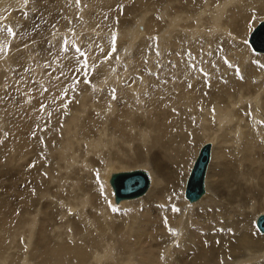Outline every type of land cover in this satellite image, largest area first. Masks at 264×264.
<instances>
[{
	"label": "bare ground",
	"instance_id": "6f19581e",
	"mask_svg": "<svg viewBox=\"0 0 264 264\" xmlns=\"http://www.w3.org/2000/svg\"><path fill=\"white\" fill-rule=\"evenodd\" d=\"M6 1L9 0L0 1V13H2L1 6L4 5L5 7L7 5L4 4ZM10 1L11 3H15L20 0ZM23 1L27 3L30 1L29 4H31V0ZM90 1L91 4L90 2H85L84 0V2L87 3L86 13H88L86 22H91L92 20V5H94L93 7L100 8H96L95 14L101 16L103 11H106L108 7H111L109 5L110 2L114 4V6H117L119 2V0ZM225 1L227 2V0ZM236 1L238 0H234L233 3ZM66 2L67 0H61L59 5L61 8L59 10L64 11L63 4ZM74 3L75 10H73L74 8L72 7ZM221 3L222 1L217 4L216 8L214 7L215 14H211L212 20H215L216 23L220 20L218 14L220 16L221 10H224V7L221 8L220 6L222 5ZM69 4H66L67 6L69 5V7H67L68 9L65 11L68 13H63L64 15L59 16L61 11H58V13L53 15L55 17L52 16L53 18H59L60 20L63 18V25H65L66 21L71 22V17H74L77 13L79 15L82 14L81 8L76 6V0H71ZM119 4V9L112 10L113 14L111 21L113 24L114 16L123 13L124 9H121V7L126 9L128 1L119 2ZM218 6L221 9H218ZM55 10L58 9L55 8ZM38 11H40L42 15L47 14L46 9L41 4ZM116 12L119 13L116 14ZM143 15L144 16L142 18L144 19L146 14ZM179 17L180 16H177L176 20ZM17 18L19 19L20 16ZM42 19L43 18L41 17V20ZM45 21L46 20L44 19V21L40 22L41 25H38L36 29H43V26L47 25ZM90 24L92 25L90 27L92 31L95 32L103 30V33H99L98 35L96 32L97 37H93L88 46L82 47L85 54L89 56V61L92 62L90 63V66H95L97 70H94V73L91 72L92 86L85 85V81L80 82L78 85V87L85 88L81 96L67 101V99L70 98L69 93L71 94L73 92V85H77L74 80L79 77V70H84L85 67H79L82 66L83 61L76 58L75 54L78 55V53H76L71 46H69V53L63 52V47L65 46L62 45V42H60V45H53L50 48L40 46L37 48L38 50L34 52L37 54L29 55L28 62L31 68H28V70H31L29 73L25 72L26 67L22 66V64L19 66L18 70L24 74L23 81H28L27 89L18 87L22 83H20L16 75L15 79L14 77L10 78L13 83H15L14 87L11 85L12 82L9 83L5 81V78L8 74H10V67L6 69L4 75H0L1 179H4L7 174L8 176L5 179L9 178L11 181L12 177L17 178L16 170L21 166V162L25 160L24 157L30 155L26 148H29L34 152L37 148H40V145H44L42 141L43 137L40 136L38 139L37 137L33 138L32 133L36 129L39 131L40 127H38V123L44 122V117L46 115H48V118L53 121H56L58 116L61 117L63 115L66 117V119L62 120V138L59 140L58 144L53 146L52 149L54 157L47 158L43 155L40 158L36 155V153H34V159L30 163H26L22 169H20V174L23 178L19 177L18 179H23L28 184H32L35 179L37 184L38 182L42 184L47 182L45 183L46 188L43 189L44 185H42L40 187V193H38L39 198H41L44 202L43 206L35 205L34 195L32 192H26L24 196H20V202L17 203V206L14 209H11L9 205L6 206L9 208H6L0 203V249L2 248L3 250L0 253V264H246L250 263L252 260L254 261L250 264H264L262 261L264 258V237H258L256 234H253L249 229L250 227L245 230L242 229L243 219L239 220L234 213L226 211L225 209H215L213 206L214 204L212 205L208 203H212L209 197L205 196L201 199L207 190H205L204 194L198 200L194 201L193 199L199 196L197 195L198 193L200 194L203 192V176L201 181L199 172L203 163V151L206 148L205 146L210 145L211 159L205 177V189H207L206 179L208 177L207 174L211 160L213 159L211 142H207L199 147L200 149L197 153V157L195 158L185 185L184 195L189 203L184 201L175 203V205H180L181 209V212L177 217L173 216L174 214L171 208L173 199L163 197L162 193L165 191L164 189L166 187L164 183H162L164 175L163 172L162 174H158L161 164L158 163L156 158H154L151 153L153 148L151 144H153L154 141L162 142V140L157 139L160 135L154 133V131L159 128L157 125L162 128L164 127L162 123L158 121L165 118V121L169 122L166 118L175 117L180 114L181 117L179 120H191L190 118L193 117L194 108H199V110H208L212 108V106L213 108L223 106L224 95L217 96L215 99H210L208 96H204L206 88L204 84L200 82L198 75L190 68H185L181 64V60V62L175 61V67H171L173 70L169 71L173 76H169L168 78L169 81L172 82L173 86L169 82L166 85L160 84L158 90L156 89L153 93V95L159 97V99L162 96V99L166 100H160V102L157 99L152 98V105L148 103L145 107L139 106L138 109H131L128 105L129 102L124 103L122 106H126V108L122 112L123 116L121 115V121H127L128 123L124 124L122 122L121 128L125 129L123 132H114L115 134L113 133L111 135V133H109L110 131L108 126L105 125V127L101 129L99 124L96 122L98 121L99 123L103 122L106 124V116L114 114L117 111L115 102L111 101L114 99L110 98L112 96L110 95L109 89L112 90L113 85L109 86L112 88H109L108 91L105 89L108 87V83L115 84L116 88L118 87L117 89H119L118 94H121L125 98H142V90L149 87L147 86L148 81H150L152 77L144 75L143 79H146L145 83L142 82L144 80L138 83L136 79H133L130 82H128L127 79V83L123 82L127 77V74L124 73L128 72L127 70L129 68L133 70L138 67L140 61L143 59L142 57L137 56V54L132 56V50L135 47L134 43H136L137 39L139 40V37L143 35L140 30L134 28L136 32L134 31L133 33H135V35L132 36L130 30V28L133 29L132 26H128L127 28L118 24L114 26L117 28L116 34L119 38L120 47L125 45V51L122 53V56L126 59L127 68H125L123 73L118 70L121 64V61L119 62V60L115 61L113 64L109 62L111 63V66L110 64H108V67L107 65H104L103 60H106L109 57L108 51L110 41L107 38H103V35L108 30L103 26L102 28L98 27V23ZM108 24L109 23L106 25ZM32 27L33 26L31 25L30 27H27V25L23 27V37H26L28 28L32 31ZM151 28L152 25L150 24V29ZM46 29L48 28L45 27L44 30ZM2 36L3 35H0V48L7 46L9 41H11L10 36ZM81 37L83 38L82 35ZM122 38L127 41L124 42ZM23 39L24 38L20 40L21 45L17 43L14 44V50H23V48L26 49V47L22 45ZM71 40L73 41L74 39ZM160 44H162V46H159V51L166 46H163L165 43L160 42ZM248 44L252 47L254 52L264 54V21L259 22V24H257L252 30L250 37L248 38ZM167 46L169 47V43ZM106 47L107 50H105ZM47 49L49 50L46 52L45 50ZM21 54L23 55V52ZM68 54L71 55V59ZM252 54L253 52H251L250 48L246 47V51L241 53L239 57H235V60L242 58L246 59V61H251L250 58ZM47 55H49L50 58L47 57ZM51 55L62 56L64 59L56 57L51 58ZM74 56L76 59H74ZM69 60L76 61L74 64H71ZM56 61L59 62L55 64ZM76 62L80 63L76 64ZM49 64L53 65L56 70L46 69ZM58 64L61 65V67L58 66ZM241 64H244V62ZM159 71L160 74L165 72L163 70ZM212 71L214 77L223 75L221 73L217 75L218 70ZM251 74L253 75V72ZM261 77L264 78L262 73ZM156 78L157 77L154 76L151 82L153 81L154 84L155 82L158 83L159 80L157 79L159 77L157 79ZM229 78L230 80L233 79L232 76H229L228 79ZM32 80H34V82H32ZM5 84H9L10 86L8 91L6 90ZM190 84L191 89L189 87L187 88ZM217 84H226V82L221 83L220 81ZM248 86H254V83L252 81H248ZM46 88H48V92H46ZM232 88L235 90L237 89L235 83H232ZM90 89H95L98 92L92 94ZM212 89L210 91H212ZM227 91L228 88L224 89L225 93ZM64 93L67 94L62 96ZM164 93L166 96H164ZM194 97H197V99H194ZM97 98L98 100H96ZM115 98H117V96ZM230 98H233V96H230ZM244 98L243 94L240 93L237 101ZM171 101L174 103L172 106L174 108H176L175 106L178 104L182 105L181 110H178V114L169 113L170 111L168 112L166 104ZM235 107L236 104L232 105V109H235ZM153 108H158V110H153ZM44 109H51V111H48L45 114ZM68 110H70L69 115L66 114ZM151 110H153V113ZM258 110L261 111V114ZM263 111L264 91L263 93H257V97L254 99V119L256 118L257 120L261 117L264 119ZM96 112L104 114V116L99 117L96 115ZM138 112L141 113V116L144 117L145 123L147 124L145 126V130L139 129L140 124L138 123L140 122V118L135 116ZM105 113H107V115H105ZM215 115L218 119L217 125H219L221 130L220 132L215 131L213 135L210 133L205 134V140L212 138L213 143L217 145V148H220V144H224V138L230 136L232 142L236 145L237 151H239L240 148H243L245 157L252 156L251 159L255 162L254 164H258V166L255 165L256 167L248 170L246 173V181L251 180L256 185H260L262 180L260 175L264 174V156H259L256 153L257 151L264 153L262 147L264 145L261 143L262 138L261 141L259 140L260 136L264 134V126L262 125L263 127L261 128L260 125L254 129L253 127L256 125L254 123L253 127L249 126V128L252 129L247 127L249 130L245 131V129H247L245 128V125L248 126V121L247 123H244L245 120L241 119L235 111L231 110L229 106L223 108L222 112L220 108L217 107ZM202 116L203 115H200L198 117ZM24 117H28V119ZM91 117L93 118L92 124L86 125V119ZM100 118L104 119V121ZM115 121L120 123L117 119ZM171 121H173V119H171ZM184 123H186V121H183V124ZM232 123H236L233 128H231ZM148 126H151L152 128L150 129ZM7 127H10L11 130L9 131ZM227 128H229V130H227ZM88 131H94V135L90 136ZM228 131L231 132L232 135H230ZM218 132L220 134H218ZM117 138H120L122 142H119L120 145L118 146V150L115 149V154L117 156L114 157L115 154L113 152L115 151H112L111 145L115 144L114 142L118 140ZM130 139H134V141L136 139V142L141 144L140 149L137 144L129 147L121 145ZM50 142H52V139H48L49 145ZM103 149L108 150V154L106 153L107 155L104 154ZM144 150L146 152H144ZM112 153L114 156H112ZM217 153L218 152L216 150L214 155H217ZM94 155H96V158H94ZM146 155L151 156L148 158ZM239 156L240 158H238V160L242 158L241 155ZM99 157L102 158L99 159ZM133 159H148L150 162L146 163V165H151L155 170L154 172L152 171L154 174V177L152 174L154 180L149 177V184L146 183L145 175L143 174H146V172L144 171H139L134 175L127 174L128 171L137 170L124 169L134 163ZM127 160H131L132 162L128 163ZM49 162H54L53 168L48 167ZM153 163H155V166H153ZM187 164H189V162ZM31 166L33 168L32 170L30 169ZM131 166L133 167L134 165ZM43 167H46L45 170H48V179H46L47 174L43 176L42 174L39 175L37 173L38 170ZM121 168L124 170L117 172V170H121ZM141 170L144 169L141 168ZM187 170L188 167L185 172H187ZM94 180L98 181L100 184L99 186H104L103 188L105 189L104 192H106V198L103 194L97 191L95 192L96 189H94L92 185V181ZM143 184L146 186L145 188L150 185L145 194L140 193ZM113 194L116 197L122 198L119 203H116L118 206L116 204H112L111 202L112 197H114ZM139 197L142 198L135 200ZM200 199L201 201L199 202ZM241 201H243V199ZM159 202L165 204V211L163 210L161 213L157 212L159 210L157 203ZM4 203H6V201ZM59 203H62V207H60ZM19 204L23 205L21 206ZM200 205L201 208H203L201 210L196 208ZM141 206H144L142 211L140 210ZM154 206H157L156 210ZM116 208H123V212L116 214ZM154 211H156V213H153ZM262 215L264 216V214ZM210 217L214 218V220L211 219V221H207L206 219H209ZM61 218L62 222L60 221L59 224V219ZM201 218L204 219L202 220ZM222 218H224V220L220 221ZM260 218L261 216L256 217V225L257 228L264 233L263 223L258 222L260 221ZM213 221L218 223L213 224ZM163 223L172 224L171 229L174 233L177 232V236L179 238L177 240L178 246L170 245L165 248L163 247L164 249L161 250L162 246L168 241V237H166L168 236V233L166 232V227ZM230 223L236 228V230L239 228L243 230H239V232L237 231V237L241 238L240 242L242 250L240 251L241 248L236 244H231L230 255L234 257V260L235 258L237 259L232 263L229 262L227 257H225V260H222L221 257L226 256L229 253L224 251L221 243H219V240H221L222 243L223 241H228L224 236L228 233L231 237V233L225 232L223 235V230L219 231L217 228L218 225ZM19 224L20 226L17 227ZM192 225H195L194 228L191 227ZM201 227L203 230L208 229L209 231H213L201 233ZM23 236V239H25V246H22L20 244L21 239H18V237L22 238ZM155 240L160 241L155 244L156 248H154L153 245V241ZM15 241L18 242V249H15ZM24 247L26 248V251L24 250ZM228 248H230V245ZM192 250H194V253L192 252L193 255L190 253ZM248 252L251 253L248 254Z\"/></svg>",
	"mask_w": 264,
	"mask_h": 264
},
{
	"label": "rangeland",
	"instance_id": "374dc122",
	"mask_svg": "<svg viewBox=\"0 0 264 264\" xmlns=\"http://www.w3.org/2000/svg\"><path fill=\"white\" fill-rule=\"evenodd\" d=\"M62 1H65V0H62ZM124 1H128V6L126 7V9L124 7H121V9L123 8L124 11L123 13L114 16L115 19L113 18V21H114V24H113V22L111 21L112 14H113L112 10L119 9L118 7L120 6L119 2H124ZM221 1H222L221 3L222 5L220 6L221 8L224 7V10H221L220 16L218 14V17L220 18V20H218L216 23L215 20H212L211 14L212 13L215 14L214 7L216 8L217 4H219ZM224 1L225 0H119L117 6H114V4L110 2L109 5L111 7H108L106 11H103L101 16H98L95 14L96 8H99V7H93L94 5H92V9H91V12H93L92 20L91 22L90 21L86 22L88 13H86L87 3L85 2H90L91 4V1L85 0L84 2V0H76V6L81 8L82 14L79 15L77 13V15H75L74 17H71L72 18L71 22L66 21L65 25H63L62 24L63 18H61V20L59 18H53L55 17L53 15L58 13V11H61V13H59V16L64 15L63 13H68L65 11L68 9L67 7H69L70 5L69 3L71 2V0L69 1L67 0V2L63 4L64 11L59 10L61 8L59 6L61 3V0H31V4H29L30 1L27 3V2H24L23 0H20L19 1L20 4H19V2L11 3V1L9 0L4 3V4H7L5 7L4 5L1 6L2 13H0V17H1L0 18V35H3L5 37L8 35L11 37V41H9L7 46L3 47L4 51L0 52V75L1 74L4 75L6 72V69L10 67L9 69L10 74H8V76L5 78L6 79L5 81L9 83L12 82L11 85H13L14 87L15 83H13L12 79L10 78L14 77L15 79L17 77L20 83H22L18 87L27 89L28 81H23L24 74H22L21 71L18 70L19 66L22 64V66L26 67L25 72L29 73L31 71V70H28V68H30V64L28 62L29 55L37 54L34 52L37 51L38 50L37 48L40 46L41 47L45 46V47L50 48L53 45L58 46L60 45V42H62V45L65 46L63 47L64 48L63 52L69 53V46H71L76 51V53H78V55L75 54L76 58L80 61H83V63L81 62L82 66H79V67L80 68L83 66L85 67L84 70L82 69L79 70L80 72L79 77L75 78L74 80V82L77 85H73V92L71 94L67 92L70 95V98L67 99V101L72 100L75 97L81 96L82 92L85 89L82 87H78L80 82L85 81L86 82L85 85L92 86L91 72L94 73L95 72L94 70H97L95 66H90L91 65L90 63L92 62L89 61V56L85 54L84 49H82V47L88 46L91 39H93V37H97V34L99 35V33H103V30L102 31L98 30L95 32L92 31L90 29V27L92 26L90 23H98V27L102 28L103 26L104 28L108 30L103 35V38H107L110 41L109 51H108L109 57L108 59L103 60L104 65L105 66L107 65L108 67V64H110L111 66V63L113 64L115 61L119 60V62L121 61L120 62L121 64L118 70L122 71L123 73H124L125 68H127V64L125 61L126 59L123 58L122 56V53L125 51L124 49L125 45L120 47L119 38L116 34L117 28L114 26L117 24L120 26H124L126 28L128 26H132L133 29L130 28L132 36L135 35V33H133L135 31L134 28L137 30H140L141 34H143L139 37V40L137 39L136 43H134L135 47L132 50L133 51L132 56L137 54V56H140L143 59L142 61H140V64L138 65V67H136L133 70L129 68L127 70L128 72L124 73V74H127V77L125 78L126 80H124L123 82L127 83V79H128V82L132 81L133 79H136L138 83L141 82L142 80H144L142 82L145 83L146 79H143L144 75L145 76L148 75L149 77L151 76L152 77L151 80H153L154 76H156L157 78L159 77L158 79L156 78L157 80H159V82L158 83L155 82L154 84V82L152 81L153 82L152 84L151 80L148 81L147 86L149 87H146L147 90L146 89L142 90V93H141L142 98H138V97L125 98L121 94H118L119 89H117L118 87L116 88L115 84L108 83V87L107 88L104 87V88L107 89L108 91L109 88H112L109 86L113 85L112 90L109 89L110 95L112 97L110 96L109 97L114 99L111 101L115 102L117 106L116 108L117 111L111 115L110 114L107 115V113H105V115H107L105 118V120H107L105 121L107 122L106 124H104L103 122L99 123L98 121H96L99 124V127L101 129L105 127V125L108 126L109 131H110L109 133H111V135L114 132H123L125 130L121 128L122 122L124 124L128 122L121 121V115L123 116L122 112L126 108V106H122V105L126 102H129L128 105L131 109H138L139 106L145 107L148 103L152 105V102H153L151 101L152 98L157 99L158 101L166 100V99H162L163 98L162 96L159 99V97L154 96L153 93L156 89L158 90V87L160 84L166 85L168 84V82L172 84V82H170L168 78L169 76H173V75L169 71L173 70L171 67H175V61H180V60L182 61V62L180 61L181 64L185 68H190L193 72H195L198 75V78H200V82L203 83L206 88L204 92V96H208L210 99H215L217 96L224 95V102L222 104L223 106H217L220 108L221 112L223 108H226L229 106L231 110L235 111L241 119L246 121V122L244 121V123H247L248 121V126L245 125V128L247 127L249 128V126L253 127L254 123L256 124L253 127L254 129H256L257 126L259 127L260 125H261L260 127L262 128L264 126V119L263 117L258 118L257 120L256 118L254 119L253 107H254V99H256L257 93H263L264 91V78L261 77V73L264 75V54L254 52L252 47L248 44V38L250 37V34L252 30L255 28V26L259 24V22L264 21V0H238L235 3H233L234 0H227V2L226 1L224 2ZM40 4L43 5V7L46 9L47 14L42 15L41 12L38 11ZM66 4H69V5L67 6ZM72 7L74 8L73 10H75V3ZM55 8L58 10H55ZM221 8L218 6V9H221ZM117 13L119 12H116V14ZM143 14H146L144 19L142 18L144 16ZM17 15L20 16L19 19L17 18L18 17ZM177 16H180L181 18L179 17L176 20ZM41 17L43 18L42 20H41ZM44 19L46 20L45 22L47 23V25L43 26V29L41 30L36 29L38 25H41L40 22L44 21ZM107 23H109L108 25L110 26L106 25ZM150 24L152 25L151 29H150ZM25 25H27V27H30V25L33 27H32V31L30 30V28H28L26 32L27 33L26 37H23V32H24L23 27H25ZM45 27L48 29L44 30ZM87 29H89L90 31ZM81 35L83 36V38L81 37ZM22 38H24L22 40V45L25 46L26 49L23 48V50L22 49L14 50L13 49L14 44L17 43L21 45L20 40ZM71 39H74V40L72 41ZM123 40L124 42L127 41L125 39ZM160 42L165 43L163 46L165 45L167 46L169 43V47L165 46L166 47V48L164 47L165 50L162 47L163 49L159 51V46L160 45L162 46ZM9 46H11L10 50H9ZM246 47H249L251 52H253L250 58L251 61L249 60L246 61V59H242V58L239 60H235V57H239L241 53L246 51ZM48 50L49 49L45 51L47 52ZM105 50H107V47L105 48ZM22 52H23V55L21 54ZM68 56L71 59V55L68 54ZM47 57H49V55H47ZM53 57L60 58V59L62 58V56L60 57L58 55H54V56L51 55V58ZM260 57L263 59H261ZM76 58L74 56V59ZM62 59H64V57ZM75 61L76 60L70 61V63L74 64ZM58 62L59 61H56L55 64H57ZM242 62H244V64H241ZM79 63L80 62H76V64H79ZM59 64L58 66L61 67V65ZM46 69L56 70V68L53 67V65L51 64H49L46 67ZM101 70H106V69H101ZM159 70H163L165 72L160 74ZM212 70H218L217 75L220 73L223 75L219 77L218 76L214 77ZM252 72H253V75L251 74ZM229 76H232L233 79L231 80L230 78L228 79ZM220 81L221 83L226 82V84H217ZM248 81H252L254 83V86H248ZM32 82H34V80H32ZM232 83L236 84L237 86L236 90L232 88ZM5 86H6V90L8 91L10 89L9 84H5ZM188 87L190 88L191 84L188 85L187 88ZM226 88H228V91L225 93L224 89ZM211 89L212 91H210ZM48 91H49L48 88H46V92ZM90 91L92 94H95L96 92H98L95 89H92V90L90 89ZM67 93H64L62 96L66 95ZM240 93H242L245 98L240 101H237ZM116 96L117 98H115ZM164 96H166L165 93H164ZM230 96H233V98H230ZM194 99H197V97H194ZM96 100H98V98ZM234 104H236V107L235 109H232V105ZM173 105L174 103L172 101L166 104V107L168 108V112L170 111L169 113L178 114V110L179 109L181 110L182 105L178 104L175 106L176 108L172 107ZM217 107L213 108L212 106V108L208 110H205V109L199 110V108H194L193 117L190 118L191 120H179V118L181 117V114H180L175 117L166 118V120L169 122H166L165 118L162 119L161 121H158V122H161L164 127L162 128L159 125H157L159 128L158 130L154 131V133H157L158 135H160L158 136V138L157 137L156 138L162 140V142L154 141L153 144H151L153 148L152 150L151 149L150 150H151V153L153 154V157L156 158L159 164H161L160 165L161 168H159L160 170L158 174L159 173L162 174L163 172L164 176H163L162 183H164V185L166 186L164 189L165 191H163L162 193L163 197H167L168 199H173L172 200L173 203H171V208L174 214L173 216L177 217L178 214H180L181 209H180V205L179 206L175 205V203L182 202V201L189 203V201L185 198V195H184L185 185H186V181L190 173V170L192 168V165L200 149L199 147H201L203 144L207 142H211L213 159L211 160V164L209 166L208 174H207L208 177L206 179V183H207L206 190L207 191L203 195V197H201V199L204 198L205 196L209 197L212 203L210 202L208 203L212 205L214 204L213 206L215 207V209L217 210L225 209L226 211H230L234 213L239 220L243 219V224H242L243 227L241 226L242 229L245 230L250 227L249 229L250 231H252L253 234H256L258 237L259 236L264 237V233H262L257 228V225H256V222H257L256 217L260 216L261 214H264V211H263L264 209V177H263L264 174L260 175V178L262 179L260 182V185H256L251 180L246 181V177H247L246 173L248 172V170L250 168H254L258 166V164H254L255 162L251 159L252 156L245 157L243 148H240V150L237 151L236 145L234 144V142H232V139L230 136H228L227 138H224L225 140L223 141L224 144L221 143L219 146L220 148H217V145L213 143L212 138H210L209 140H205V137H204L205 134L210 133L211 135H213L215 131L220 132L221 130L219 125H217L218 119H217V116L215 115ZM158 108L156 109L153 108V110H158ZM255 108H256V104H255ZM153 110H151L152 113H153ZM201 110H202V113H201ZM44 111L46 114L48 111H51V109H48V110L44 109ZM258 112L261 114L260 110H258ZM66 114L69 115L70 110H68ZM96 115L99 117L104 116V114H100L98 112H96ZM200 115H203V116L198 117ZM135 116L137 118H140V122L138 123L140 124L139 129L145 130L146 129L145 126L147 124L145 123L144 117L141 116V113L139 112L136 113ZM48 117L49 116L46 115L44 117V122L38 123V127H40L39 131L38 129H36L32 133L33 138L37 137L38 139L40 136L43 137L42 141L44 145H40V148H37V150L34 152L31 149L26 148L29 151L30 155L24 157L25 160L21 162V166L19 167V169L16 170L17 178L12 177L11 181L9 178L5 179L8 176V174L5 175L4 179L0 178L1 180L0 182V198H1L0 201L1 202L0 203L2 206L6 207L9 205L11 209L12 208L14 209L17 206V203L20 202V196H24L26 192H32V194L34 195L35 205L43 206L44 202L43 200H41V198H39L38 193H40V187L42 185H44L43 189L46 188L45 183L47 182H44V184L38 182L37 184V181L35 179L33 180L34 182L32 184H28L27 182H25V180L18 179V178L19 177L23 178L22 175L20 174V169H22V167L26 163H30L34 159V153H36V155L39 156L40 158L43 155L46 156L47 158L54 157L52 154V149H53V146L55 144H58L59 140L62 138V135H63L62 120L66 119V117L63 115L61 117L58 116V119L56 121H53L52 119ZM24 118L28 119V117H24ZM116 119L120 123H117L115 121ZM171 119H173V121H171ZM101 120L104 121V119H101ZM92 121H93L92 117L89 119H86V125H91ZM183 121H186V123L183 124ZM113 123H115L116 125ZM23 124L26 125L25 123ZM235 125L236 123H232L231 128H233ZM148 127L150 129L152 128L151 126H148ZM7 128L9 129V131L11 130L10 127H7ZM248 128L245 129V131L252 129V128H249V129ZM227 130H229V128H227ZM219 132L218 134H220ZM88 133L90 136L94 135V131H88ZM229 134L232 135L231 132H229ZM263 135L260 136L259 140L261 141V138H262L261 143L264 145ZM48 139L49 140L52 139V142H50V145L48 143ZM136 141H137L136 139L135 141L134 139H130L122 143L121 145L125 147H129L131 145L134 146L135 144H137L140 149L141 144L137 143ZM119 142L120 143L122 142L120 138L116 142H114L115 143L114 145H111L112 151H115V149L118 150V146L120 145ZM262 147L264 150V146ZM216 150L218 153L217 155L216 154L214 155V152ZM103 151L105 155L108 154L107 149L106 150L103 149ZM144 152L146 151L144 150ZM113 153L115 154L116 151ZM113 153H112V156H114ZM256 154L259 156H264V153L261 151H257ZM239 155H241L242 157L240 160H238V158H240ZM116 156L117 155L115 154L114 157ZM150 156L151 155H146V157L148 158ZM94 158H96V155H94ZM101 158L99 157V159ZM127 162L131 163L132 161L127 160ZM133 162L134 163L131 164V165H134L133 167L129 164L130 166L124 169L125 170H134V169H141V168L147 169L150 173L152 180H154L153 172L155 170H154V167L152 168L151 165H146V163L150 162L148 159L147 160L146 159H137V160L133 159ZM188 162L189 164H187ZM153 166H155V163H153ZM48 167L53 168L54 162H49ZM187 167H188V170L187 172H185ZM30 169L31 170L33 169L32 166L30 167ZM45 169L46 167H43L39 169L42 172L38 170L37 173L39 175L42 174L43 176L47 174L46 179H48L49 178V174L47 173L48 170H45ZM124 169L121 168V170H117V172L123 171ZM263 173H264V168H263ZM152 174H153V177H152ZM94 181H92V185H93V188L96 189L95 192L97 191L103 194V196L106 198V195H105L106 192H104L105 189L103 188L104 186H99L100 184L98 183V181L96 180ZM148 181H149L148 176H146V182ZM142 197L136 198L135 200L141 199ZM114 198L115 196L112 197V200H111L112 204H116ZM201 199L199 200V202L201 201ZM242 199L243 201H241ZM5 201L7 204L4 203ZM139 201H142V200H139ZM19 205L22 206L23 204H19ZM116 205L118 206V204ZM162 205L165 206V204L162 202L157 203V206L159 208V210L157 211L158 213L163 212V210L165 209V207H161ZM157 206H154L155 210L157 209ZM9 207H6V208H9ZM60 207H62V203L60 204ZM196 208L200 210L203 209L201 208V205ZM242 208H243V211H242ZM142 209H144V206L140 207L141 211ZM174 209H179V211H175ZM54 211L56 212L55 209ZM115 211H116L115 212L116 214H120L123 212V208H116ZM153 213H156V211H154ZM201 219L203 220L204 218H201ZM211 219L214 220V218H211V217L206 220L211 221ZM223 220L224 218H222L220 221H223ZM60 221L62 222V218L59 219V224H60ZM216 223L218 222L213 221V224H216ZM163 224H165L166 232L168 233V236H166L168 237V241L162 246L161 250L170 245L178 246L177 240L179 238L177 236V232L174 233L173 230L170 231L172 224L171 223H163ZM19 226L20 224L17 227ZM194 226L195 225H192L191 227L194 228ZM232 226L233 225L230 223V224L218 225L217 227L219 231L223 230L222 231L223 235L225 234V232L231 233V237L230 235H228V233L225 234L224 236L226 240L228 241H223L222 243L221 240H219V243H221L222 245V249L224 248L223 250L229 253L226 256H223L221 258L222 260H225V257H227L230 263L237 260L236 258L234 260V257L230 255L231 254V244L234 243L238 247L241 248V242H240L241 238L237 237V233L239 232V230L243 231L240 228L236 230V228L234 226L232 228ZM212 231H209L208 229L203 230V228L201 227V233L212 232ZM24 236L22 238L18 237V239H21L20 244L22 246L26 245L25 239H23ZM158 241L156 240L153 241L154 248H156L155 244H157ZM17 244L18 242L15 241V249H18ZM229 245H230V248H228ZM263 245H264V242H263ZM25 249L26 248L24 247V250ZM241 250L242 248L240 249V251ZM1 251H3L2 248L0 249V253ZM193 251L194 250L190 251V253H192ZM250 253L251 252H248V254ZM263 259L262 261L264 262ZM253 261L254 260L250 261V263H252ZM250 263H246V264H250Z\"/></svg>",
	"mask_w": 264,
	"mask_h": 264
},
{
	"label": "water",
	"instance_id": "95a60500",
	"mask_svg": "<svg viewBox=\"0 0 264 264\" xmlns=\"http://www.w3.org/2000/svg\"><path fill=\"white\" fill-rule=\"evenodd\" d=\"M205 146V145H204ZM203 146V147H204ZM206 148L204 149V151H203V155H204V158H203V163H202V165H201V167H200V180L202 181V176H203V192H201L200 194L198 193L197 195H199L197 198H193L194 199V201L195 200H198L203 194H204V192H205V177H206V173H207V168H208V165H209V162H210V159H211V148H210V145H207V146H205ZM139 171H144V172H146L145 170H141V169H137V170H135V171H128V173L127 174H131V175H134V174H137V172H139ZM134 172V173H133ZM133 173V174H132ZM144 175H145V181H146V176H148V173L146 172V174L145 173H143ZM120 175H122V174H120ZM148 179H149V176H148ZM146 183H148V182H146ZM149 184V183H148ZM146 186H144V184H143V186L141 187V194H144V193H146V191L148 190V187L149 186H147V188H145ZM196 195V196H197ZM121 199L122 198H120V197H116L115 198V201L116 202H120L121 201ZM261 216V218L259 219L260 221H258L259 223H263V225H264V216L261 214L260 215ZM259 216V217H260ZM264 227V226H263Z\"/></svg>",
	"mask_w": 264,
	"mask_h": 264
},
{
	"label": "snow or ice",
	"instance_id": "6c2138e0",
	"mask_svg": "<svg viewBox=\"0 0 264 264\" xmlns=\"http://www.w3.org/2000/svg\"><path fill=\"white\" fill-rule=\"evenodd\" d=\"M15 34V33H14ZM11 46H9V50H10ZM3 48H0V52H3ZM175 211H179V209H174ZM170 231H172V229H170Z\"/></svg>",
	"mask_w": 264,
	"mask_h": 264
}]
</instances>
